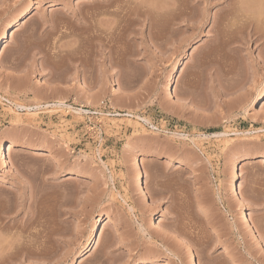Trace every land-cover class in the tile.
I'll use <instances>...</instances> for the list:
<instances>
[{
  "label": "rangeland",
  "instance_id": "rangeland-1",
  "mask_svg": "<svg viewBox=\"0 0 264 264\" xmlns=\"http://www.w3.org/2000/svg\"><path fill=\"white\" fill-rule=\"evenodd\" d=\"M93 1L0 0V264H264V0Z\"/></svg>",
  "mask_w": 264,
  "mask_h": 264
},
{
  "label": "bare ground",
  "instance_id": "bare-ground-1",
  "mask_svg": "<svg viewBox=\"0 0 264 264\" xmlns=\"http://www.w3.org/2000/svg\"><path fill=\"white\" fill-rule=\"evenodd\" d=\"M130 1V0H129ZM139 1V0H138ZM148 1V0H147ZM167 1V0H166ZM171 2H172V0H170ZM176 1V0H175ZM240 1V0H239ZM254 1V0H253ZM252 1V2H253ZM263 0H257L256 2H259V5H260V2H262ZM122 2H125L124 0H94L93 2H88V3H85V5L84 6H82V7H85L87 10L86 11H88V10H91V12L92 11H96V13H98L99 14V12L100 13H109V14H111V12L114 14V11H112V10H116V9H118L119 8V5H121L122 4ZM128 2V1H127ZM126 2V3H127ZM136 2V1H135ZM155 2H157V1H155ZM163 2V1H162ZM165 2V1H164ZM256 2H254V4L256 3ZM150 3H152L151 1H150ZM161 3V2H160ZM169 3V2H168ZM168 3H167V5H168ZM233 3V2H232ZM231 3V4H232ZM132 4V3H131ZM133 4H134V2H133ZM142 4H144V2H143V0H140L139 2H138V4L136 3V6H135V8H133V10H132V12H133V14L137 17V18H139V17H142V21L144 20L145 21V17L146 16H151V14H157L158 12H162V10L164 9L163 7L162 8H160L161 9V11H160V9L157 7V10L154 8V9H150V7L148 8V5H147V7H146V9H144L143 11L141 10L142 9ZM153 4V3H152ZM157 4V3H156ZM258 4V3H257ZM264 4V3H263ZM262 4V5H263ZM165 5V4H164ZM171 5V4H170ZM169 5V6H170ZM174 5V4H173ZM172 5V6H173ZM143 6H146L145 4L143 5ZM155 6V5H154ZM163 6V5H162ZM166 6V5H165ZM164 6V7H165ZM228 6H230V5H228ZM167 7V6H166ZM120 8H122V7H120ZM132 9V8H131ZM159 9V10H158ZM170 9V8H169ZM231 9H233L232 7H231ZM262 9V8H261ZM83 10H85V9H83ZM82 9H81V12L83 11ZM111 10V11H110ZM120 10V9H119ZM118 10V11H119ZM239 10V9H238ZM258 10V9H257ZM129 11V10H128ZM131 11V10H130ZM232 11V10H231ZM234 11H235V9H234ZM80 12V11H79ZM84 12V11H83ZM115 12H117V10L115 11ZM120 12V11H119ZM180 12V11H179ZM182 12V11H181ZM184 12V11H183ZM88 13V12H87ZM166 13V12H165ZM168 13H169V11H168ZM168 13H166V14H168ZM82 15H84L83 17H85L86 16V18H84L85 19V21H86V23L89 21L88 20V16L87 15H85L86 13H81ZM92 14V13H91ZM132 14V13H131ZM159 14V13H158ZM256 14V13H255ZM88 15H89V13H88ZM254 15V14H253ZM252 15V16H253ZM115 16H116V14H115ZM149 16V17H150ZM155 16V15H154ZM161 16H163V14H161ZM144 17V18H143ZM83 19V20H84ZM141 19V18H140ZM256 19L257 20H260V19H264V10L263 11H259V13L257 14V16H256ZM84 21V22H85ZM91 21V20H90ZM263 22V21H262ZM24 23L25 22H23L21 25H17L16 26V30L12 33V35H14V33L16 32V31H18L19 30V28H20V26H22V25H24ZM150 23V22H149ZM255 23H257V22H255ZM91 25V24H90ZM153 25V24H152ZM85 27H86V25H85ZM153 27V26H152ZM255 27V26H254ZM257 27V26H256ZM254 28V29H256V31H258L257 30V28ZM263 36V35H262ZM264 37V36H263ZM263 39V38H262ZM260 40V39H259ZM2 53H3V51H2ZM177 82V81H176ZM19 106V105H18ZM168 108V110H169V108H170V106H167ZM28 109V108H27ZM81 112H82V110L81 109H78L77 111H75V113L76 114H81ZM255 143H260V140H255ZM5 147H7V149H6V153H5ZM11 145L10 144H7V146H1L0 145V161L3 163V164H6V155H7V153H9L10 151H11ZM246 157H239V159H238V162H240V161H243L244 159H245ZM141 158L138 156V157H136L135 159H134V173H135V175H136V177H138V180L136 181V190L140 193V197H142V198H146V192H145V188H144V185H146V183H147V179H148V176H147V174H146V172L144 171V168L142 167V165H141ZM237 169V168H236ZM234 173H235V168H234ZM71 175H75V176H77V177H86L88 174H87V172H84V171H76V172H73ZM239 185L240 184H238V186H237V181L235 180V177H234V180L231 182V184L229 185V187H228V192L229 193H233V194H235V196H236V199L238 200V202H242V197H241V194H239V193H237V188L239 187ZM245 214H244V216L245 217H247L246 216V212H244ZM248 215V214H247ZM249 216V215H248ZM247 219L249 220V228H250V225L252 224V220H251V217H247ZM108 222H109V220H108ZM180 241V240H179ZM99 242H100V236L98 237V239H97V242H96V246H98V244H99ZM220 242H222V241H220ZM257 242L259 243L260 242V239L259 238H257ZM1 245V244H0ZM2 247V246H1ZM5 247V246H4ZM26 249V248H25ZM23 250L24 252H26L25 254H27V256H26V258H30V257H33V256H35V257H41V256H43V253L45 252H43V249H42V251H41V249H40V251L39 250H37L36 252H33V253H31L28 249H26V250ZM39 251V252H38ZM43 252V253H42ZM187 252H188V255H189V253H190V251L189 250H187ZM22 253V252H21ZM190 256H191V253H190ZM43 257H45V256H43ZM42 258V257H41ZM191 262H190V264H197L196 263V260L191 256Z\"/></svg>",
  "mask_w": 264,
  "mask_h": 264
}]
</instances>
